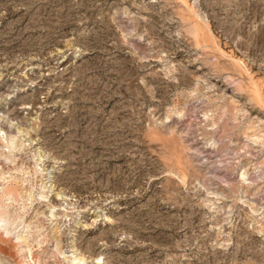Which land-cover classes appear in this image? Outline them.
<instances>
[{"label":"rangeland","instance_id":"rangeland-1","mask_svg":"<svg viewBox=\"0 0 264 264\" xmlns=\"http://www.w3.org/2000/svg\"><path fill=\"white\" fill-rule=\"evenodd\" d=\"M0 264H264V0H0Z\"/></svg>","mask_w":264,"mask_h":264}]
</instances>
